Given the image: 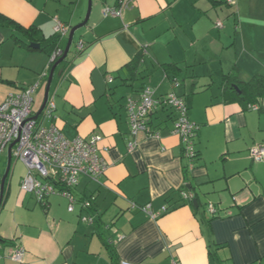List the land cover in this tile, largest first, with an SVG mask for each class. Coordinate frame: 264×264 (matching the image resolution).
Here are the masks:
<instances>
[{"label": "crops", "instance_id": "0c3cea01", "mask_svg": "<svg viewBox=\"0 0 264 264\" xmlns=\"http://www.w3.org/2000/svg\"><path fill=\"white\" fill-rule=\"evenodd\" d=\"M92 3L77 49L56 68L50 89L56 110L43 123L56 124L68 138L100 134L108 168L98 179L80 178L73 211L65 196L43 203L23 190L27 167L17 176L10 171L0 206V264H264V161L250 154L264 143V109L228 102L225 94V75L242 81L264 75V0H133L119 17L104 14L117 0ZM88 6L89 0H0V18L49 38L57 34L56 18L70 31ZM27 41L0 19V102L40 82L43 103L52 57ZM140 51L145 58L135 80L127 65ZM163 65L179 72L168 75ZM173 78L199 125L190 183L170 108L150 115L160 136L140 135L139 146L128 151L127 98L143 85L164 95ZM185 185L198 206L177 196ZM87 199H93L89 210L82 206ZM148 203L153 211L170 210L152 218L141 209ZM86 214L93 223L82 219ZM18 246L25 249L22 262L12 258Z\"/></svg>", "mask_w": 264, "mask_h": 264}, {"label": "built area", "instance_id": "2783aa9c", "mask_svg": "<svg viewBox=\"0 0 264 264\" xmlns=\"http://www.w3.org/2000/svg\"><path fill=\"white\" fill-rule=\"evenodd\" d=\"M133 0H117L116 5H106L104 14L111 17L122 15L123 9ZM233 3L234 0H229ZM56 33L64 37L68 35V26L55 19ZM222 23L218 22L217 26ZM83 43L78 49H83ZM63 53L60 48L54 52L52 60ZM112 78H110V81ZM40 82L23 87L10 93L0 102V150H4L11 143L16 142L12 148L15 159L22 161L27 167V173L22 181V189L33 192L40 202L46 203L51 195H62L69 199L70 211L75 208L76 198L72 189L78 184L82 176L98 179L103 175L108 163L101 154L99 143L100 134L89 137L77 136L68 138L56 124L44 125L46 117H53L56 110L55 96H50L47 104L38 119L34 118V95ZM180 86L177 78L172 80V89L164 95H156L155 89L145 85L137 95L127 98L125 110L130 127L128 151L132 152L139 146V136L159 137L160 134L151 127L150 115L160 107H168L174 114L172 133L178 135L183 145V155L191 170L196 166L198 151L196 149V136L199 125L190 119L189 107L183 95L176 92ZM249 109L260 110L261 104L253 103ZM250 154L255 162L264 161V144H256L250 149ZM184 200H193L194 193L185 189L181 191ZM93 199L82 202V206L89 210L92 208ZM208 211L215 215L217 209L213 203L207 205ZM152 218H158L170 210L163 205L160 210L153 211L152 204L141 207ZM82 219L94 222L93 214H86ZM25 249L18 246L12 258L22 262ZM119 264H137L126 259H121Z\"/></svg>", "mask_w": 264, "mask_h": 264}, {"label": "trees", "instance_id": "16d2710c", "mask_svg": "<svg viewBox=\"0 0 264 264\" xmlns=\"http://www.w3.org/2000/svg\"><path fill=\"white\" fill-rule=\"evenodd\" d=\"M3 19V22L5 21L7 24L13 25V27L19 29L24 33V35L27 37L28 41L25 42V45L29 48H32L30 43L31 42H40V50L48 52V54L52 57L54 52H56L58 49H60V42H61V35L55 34L49 38H42L38 36V29L34 26H31L29 28L23 27L20 24L15 23L13 20L9 18H0ZM63 55V53L60 56H57L54 60H51L50 62V70L51 67L54 65V63ZM145 54L140 51L136 57L127 65L132 70L133 77L131 79H137L135 77L139 72V67L144 61ZM175 65H163L162 67L165 69L168 75L170 74H177L179 69H172ZM172 69V70H171ZM175 79V78H173ZM226 85H225V94L228 96L227 100L228 102L238 100L243 103H245L246 108L249 109V105L253 103H259L261 104V109H264V75L256 74L254 75L250 80L248 81H242L239 79L236 75H225ZM235 86L238 87V89L235 88ZM144 85L141 87L143 88ZM260 144V143H257ZM264 144V143H261ZM256 145V144H255ZM199 155V154H198ZM198 158V157H197ZM13 163V160H12ZM12 165V164H11ZM189 168H188V162L186 161V164L184 165V172L185 177L188 180V183H190L189 180ZM187 189V185L184 186L185 190ZM181 190V191H183ZM189 190V189H188ZM181 191L177 196H181ZM170 198V197H169ZM6 199V193L4 192V198L1 206L5 202ZM4 241V240H2Z\"/></svg>", "mask_w": 264, "mask_h": 264}, {"label": "water", "instance_id": "95a60500", "mask_svg": "<svg viewBox=\"0 0 264 264\" xmlns=\"http://www.w3.org/2000/svg\"><path fill=\"white\" fill-rule=\"evenodd\" d=\"M91 11H92V0H89V6H88V11H87V14H86V17L84 19V21L74 27H72L69 31V35H68V41H67V44H66V47L63 49V55L54 63V65L51 67V70H50V73H49V76H48V79H47V83H46V87H45V93H44V100H43V103L42 105L40 106V108L37 110L36 114L34 115V118L35 119H38L39 116L42 114L46 104H47V101L49 99V95H50V89H51V85H52V82H53V79H54V75H55V71H56V68L66 60L69 52H70V48H71V45L73 43V39H74V35H75V32L85 26L88 21H89V18H90V15H91ZM31 46L33 47H39L40 44L39 43H31ZM236 89H238L237 86H235ZM16 142H13L9 145L8 147V166H7V169L5 171V174L2 178V183H1V187H0V190H1V194H0V206L3 202V198H4V186H5V182H6V179L7 177L9 176L10 174V171H11V164H12V159H13V155H12V148L14 146ZM188 188H190V185H188ZM193 203L195 204V206H198L197 204V199L194 198L193 199Z\"/></svg>", "mask_w": 264, "mask_h": 264}, {"label": "rangeland", "instance_id": "374dc122", "mask_svg": "<svg viewBox=\"0 0 264 264\" xmlns=\"http://www.w3.org/2000/svg\"><path fill=\"white\" fill-rule=\"evenodd\" d=\"M97 2V0H95ZM92 9H93V3H92ZM85 27V26H83ZM79 28L76 31V34L74 36L73 39V43L71 45L70 48V54H72L76 49H77V44L80 40V37L83 35V31L85 30V28ZM42 89L43 87L41 86V88H39V91L37 93H35V108L39 109V107L42 105ZM49 118L45 119V123H47ZM8 166V154L7 151L4 153L0 154V181L1 178L3 177V175L5 174V171L7 169ZM13 170H15V176H17L18 172H24L26 170V165L22 162V161H18L15 158H13V163H12V169H11V174L13 172ZM11 177V176H10ZM0 194H1V190H0Z\"/></svg>", "mask_w": 264, "mask_h": 264}]
</instances>
